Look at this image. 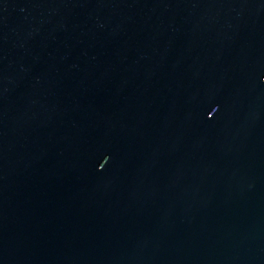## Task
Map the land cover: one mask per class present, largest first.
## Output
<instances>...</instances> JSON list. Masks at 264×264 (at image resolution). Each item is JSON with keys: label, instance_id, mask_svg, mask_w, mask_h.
Masks as SVG:
<instances>
[{"label": "water", "instance_id": "obj_1", "mask_svg": "<svg viewBox=\"0 0 264 264\" xmlns=\"http://www.w3.org/2000/svg\"><path fill=\"white\" fill-rule=\"evenodd\" d=\"M0 264H264V0H0Z\"/></svg>", "mask_w": 264, "mask_h": 264}]
</instances>
